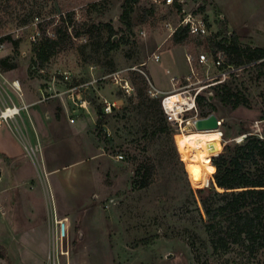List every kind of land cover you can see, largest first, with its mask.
Masks as SVG:
<instances>
[{
  "label": "rangeland",
  "instance_id": "1",
  "mask_svg": "<svg viewBox=\"0 0 264 264\" xmlns=\"http://www.w3.org/2000/svg\"><path fill=\"white\" fill-rule=\"evenodd\" d=\"M144 6L142 1L134 3L127 18L122 16L124 0H0V58H8L7 68H0V101L9 97L18 102L19 96L10 87V81L18 79L23 93L29 92L37 101H48L43 97L49 94L61 93L57 97L67 99L72 94L74 108L82 112L70 116L76 120L70 126L82 123L75 141L71 135L66 139L57 127V139L44 146L31 134L25 113L18 118L23 134L16 124L11 130L1 123V178L7 182L18 170L34 176L46 173L45 159L56 169L48 173V198L52 197L54 211L70 222V264H264V252L248 255L234 248L220 256L211 253L199 210L203 212L214 193L213 167L210 163L206 172H193L189 143L197 137L195 131L185 136V131H174L173 143L166 135L152 134L157 120L149 115L146 99L148 95L160 100L161 95L151 94V84L169 90L171 76L178 78L175 85L187 83L186 76L191 83L204 84L211 82L218 68L196 61L198 53H210L208 36H187L177 44L170 38L158 49L166 34L164 21H175L177 15L164 7L146 13ZM201 12L209 19L213 35L222 38L231 27L241 34V45L264 47V0H204ZM66 22L69 37L48 60L40 62L33 51L34 41L53 36L54 28ZM108 26L116 31L112 39L116 45L106 51ZM15 39L17 46L12 42ZM157 49L160 59H149ZM185 50L195 58L193 71ZM124 80L130 86L128 93L121 87ZM225 82L242 102L232 108L221 103L213 88L203 91L211 92L213 113L222 121L217 132L199 135L211 148L210 155L243 134L264 136V75L259 67L245 65ZM58 98L49 104L57 113ZM105 99L116 102L108 113L104 112ZM79 114H87V119L80 120ZM197 146L195 153L203 154L202 142ZM142 160L155 164L157 176L143 188L133 181ZM209 179V201L201 202L194 188ZM188 184L194 197L189 195ZM10 216L0 213L2 243L13 239ZM45 216L50 236V218L48 213ZM35 227L31 226V235H37ZM65 263L66 258L60 257L59 264ZM0 264H4L2 259Z\"/></svg>",
  "mask_w": 264,
  "mask_h": 264
},
{
  "label": "trees",
  "instance_id": "2",
  "mask_svg": "<svg viewBox=\"0 0 264 264\" xmlns=\"http://www.w3.org/2000/svg\"><path fill=\"white\" fill-rule=\"evenodd\" d=\"M124 1L125 7L122 16L128 18L132 5L139 0ZM152 10V8H144L146 13ZM54 29L53 36H44L34 41L33 51L40 62L48 60L56 52L57 47L69 37L67 22L62 28L58 26ZM90 29L88 28V31ZM108 30L110 35L106 41H110V45L106 51L116 45L112 40L116 31L111 26H108ZM75 35H79V33L75 32ZM187 36L186 29H183L175 32L171 39L177 44L185 40ZM6 38H9V35ZM12 42L14 46H17L18 40L15 39ZM209 43L214 56L218 51L222 52L224 66L239 67L254 63L259 67L260 74L264 75V47L241 45L239 37L234 31L229 34L227 32L220 39L209 37ZM7 60V57L0 58L1 69L7 68ZM209 87L217 92L222 104H230L232 108H236L242 102L238 92L233 91L225 81ZM261 96L264 101V89ZM209 99L207 91L197 95V103L202 116H207L215 110V106ZM146 102L150 109L149 115L157 120L152 134L166 135L173 143L175 129L165 118L161 98L159 100L147 95ZM205 106L208 107L206 111L202 109ZM96 113L97 124H100L102 110L98 107ZM211 131L215 130H200L199 133ZM211 164L214 193L203 212L198 209L211 253L220 256L234 248L240 249L248 255L264 252V136L249 133L239 141L225 142L222 149L211 156ZM156 179L155 164L143 160L138 161L133 179L134 184L143 188ZM210 183L211 179L204 186L194 188L199 201H209L211 194L208 192V185ZM188 190L189 195L194 197L189 184ZM190 244L193 248L194 241H190ZM204 246L206 245L204 244ZM0 253H3L2 246H0Z\"/></svg>",
  "mask_w": 264,
  "mask_h": 264
},
{
  "label": "built area",
  "instance_id": "3",
  "mask_svg": "<svg viewBox=\"0 0 264 264\" xmlns=\"http://www.w3.org/2000/svg\"><path fill=\"white\" fill-rule=\"evenodd\" d=\"M142 1L146 9H158L161 7L167 8V10H172L176 13L177 18L175 21L166 19L164 21L163 27L166 31L165 38L160 46L167 40L172 38L173 34L177 31H181L186 29L188 36H193L197 38H205V37H215L216 39H220L219 37L212 34L210 30V22L201 12V7L203 5L204 0H139ZM192 3L191 6L187 5V3ZM144 34V31H140ZM210 44V43H209ZM210 53L208 51H203L197 54L196 61L200 65H208L218 68V72L216 75L211 77V82L204 84H197L198 82L191 83L189 77L186 76L184 80L188 81L185 84L175 85L177 83L178 78L171 76L172 88L169 91H161L155 88L151 84V94L152 95H161V106L164 112L166 120L172 125V127L177 130H185L187 128H195L194 121L197 118L205 117L200 115L199 106L197 103V95L207 89L209 86L224 82L228 76L236 71H239L244 66L234 67L232 65H223L222 52L218 51L216 56L212 54L211 46L208 47ZM157 51L153 52L149 59L158 61L160 59V53ZM184 56L186 61L190 66V70L193 71V62L195 58L193 54L185 50ZM145 64V62L143 63ZM142 65V64H141ZM134 69L140 68L133 67ZM114 78H117L114 76ZM197 84V85H196ZM10 87L13 89L15 93L19 96L18 102L14 101L12 98L7 97L3 101H0V124L5 122L8 127L12 130V124H16L19 132L22 133L20 125L18 124V118L21 117L22 112H26L29 103L24 101L23 99V91L21 89V85L18 79H13L10 81ZM122 89L125 92H129L130 86L126 80L124 83H121ZM208 95L211 92H207ZM54 94H49L47 97H43L44 99L53 96ZM172 95H176L173 101H168ZM41 100V99H40ZM106 104L104 106V112H110L112 106L114 107L116 102H109L106 99L104 100ZM83 103H81V106ZM72 121V119H70ZM217 123L220 126L222 121L218 118ZM23 134V133H22ZM32 152L34 149L31 147ZM117 158H122V155H117ZM43 174H46L43 172ZM47 213L49 215V226H50V238H49V248L47 253V264H59L60 257L66 258L65 264H70L68 261L69 257V244H70V222L67 216H60L59 213L54 211V205L52 197L49 199L47 197ZM0 213L6 214V208L4 204L0 200Z\"/></svg>",
  "mask_w": 264,
  "mask_h": 264
},
{
  "label": "crops",
  "instance_id": "4",
  "mask_svg": "<svg viewBox=\"0 0 264 264\" xmlns=\"http://www.w3.org/2000/svg\"><path fill=\"white\" fill-rule=\"evenodd\" d=\"M218 8L220 7L218 6ZM229 29L230 32L234 31L240 38V33L231 27ZM23 94L24 101L29 103L30 106L26 112L23 111L22 113H25L29 128L33 131L31 134L37 136L41 146H44L48 141L53 142L57 139L56 135L60 133L57 127L61 129L62 133L66 134L64 135V137L67 136L66 139L69 140L71 135L72 141H75L77 132L82 130V123L80 121L78 127L70 126V123H76V120L70 116L81 112V110L74 108L73 103L75 105L76 103L72 94H68L67 99L64 97L58 98L57 96H60L61 93H56L47 98L48 101H37L36 96L33 97L29 92ZM56 97L60 99L59 105L61 108L57 106L58 113L55 108L52 109V106L49 105L50 102L53 103L57 99ZM79 116L77 117L80 120L82 117L83 120L87 119V114H79ZM44 162L46 169L49 167L46 174L40 173L34 176L22 174L18 170L16 174L11 175V179L7 182H4L0 175V200L7 210L6 214L11 213V223L14 224L13 239L3 241V243L0 241V246L3 248L0 259L4 261V264H47L49 248L45 216L49 192L47 178L48 173L50 174L56 169L48 166V160L45 159ZM32 225H36L34 230L37 231V235L30 234L29 230L32 229Z\"/></svg>",
  "mask_w": 264,
  "mask_h": 264
},
{
  "label": "bare ground",
  "instance_id": "5",
  "mask_svg": "<svg viewBox=\"0 0 264 264\" xmlns=\"http://www.w3.org/2000/svg\"><path fill=\"white\" fill-rule=\"evenodd\" d=\"M172 97L176 98V95H172L170 98H172ZM170 98H168V101H170L169 100ZM173 100H174V98H173ZM200 130H215V131L199 133L198 131H200ZM218 130H219L218 128L217 129H195V130H191V129L187 128L185 130H183V129L178 130L179 132L185 131V132L182 133L183 136H185L186 132L188 133V132H191V131H195V134H197V137L191 143H189L192 146V162H193V172L194 173H204V172H206L208 170V168H209L210 163H211V157H210L211 156L210 155V149L211 148L209 146H206L203 143V139H202V137H199V135L200 134H206V133H215ZM219 134H220V138H221V132L220 131H219ZM201 142L203 144L202 148L204 150V153L197 155L195 153L196 149L194 147H198L197 145L201 144ZM195 144H197V145H195ZM217 152H215V153H217ZM200 158H203L205 161H200ZM194 170H197V171H194Z\"/></svg>",
  "mask_w": 264,
  "mask_h": 264
},
{
  "label": "water",
  "instance_id": "6",
  "mask_svg": "<svg viewBox=\"0 0 264 264\" xmlns=\"http://www.w3.org/2000/svg\"><path fill=\"white\" fill-rule=\"evenodd\" d=\"M217 119H218V117L213 112L209 113L205 117L197 118L194 121L195 129H217L219 127V125L217 123ZM245 136H246V134H243V135L235 138V140L239 141V140L243 139ZM215 154L216 153H211V156L215 155Z\"/></svg>",
  "mask_w": 264,
  "mask_h": 264
},
{
  "label": "snow or ice",
  "instance_id": "7",
  "mask_svg": "<svg viewBox=\"0 0 264 264\" xmlns=\"http://www.w3.org/2000/svg\"><path fill=\"white\" fill-rule=\"evenodd\" d=\"M194 171H197V170H194Z\"/></svg>",
  "mask_w": 264,
  "mask_h": 264
}]
</instances>
